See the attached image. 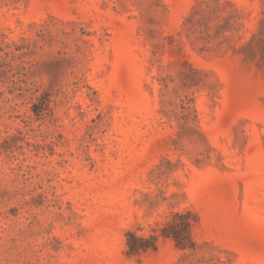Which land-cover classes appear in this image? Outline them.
Returning <instances> with one entry per match:
<instances>
[{
    "label": "rangeland",
    "instance_id": "obj_1",
    "mask_svg": "<svg viewBox=\"0 0 264 264\" xmlns=\"http://www.w3.org/2000/svg\"><path fill=\"white\" fill-rule=\"evenodd\" d=\"M0 264H264V0H0Z\"/></svg>",
    "mask_w": 264,
    "mask_h": 264
},
{
    "label": "trees",
    "instance_id": "obj_2",
    "mask_svg": "<svg viewBox=\"0 0 264 264\" xmlns=\"http://www.w3.org/2000/svg\"><path fill=\"white\" fill-rule=\"evenodd\" d=\"M194 215L191 212L175 213L172 220L167 222L161 231V235L171 238L176 242L177 247L181 249H190L195 247L192 236L193 228L196 224L192 221ZM157 235L151 236L149 239L137 236L134 232L127 234V245L129 256H134L146 252L149 249L156 248L155 242Z\"/></svg>",
    "mask_w": 264,
    "mask_h": 264
}]
</instances>
